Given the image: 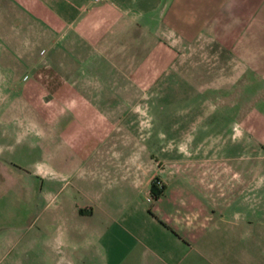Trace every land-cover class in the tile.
<instances>
[{
    "label": "crops",
    "instance_id": "obj_1",
    "mask_svg": "<svg viewBox=\"0 0 264 264\" xmlns=\"http://www.w3.org/2000/svg\"><path fill=\"white\" fill-rule=\"evenodd\" d=\"M169 85L234 112L226 138L151 140L152 102ZM11 90L69 149L65 172L33 169L45 205L65 184L81 197L52 205L63 224L52 264L72 262L71 216L93 224L77 234L100 264H257L264 0H0V94Z\"/></svg>",
    "mask_w": 264,
    "mask_h": 264
},
{
    "label": "rangeland",
    "instance_id": "obj_2",
    "mask_svg": "<svg viewBox=\"0 0 264 264\" xmlns=\"http://www.w3.org/2000/svg\"><path fill=\"white\" fill-rule=\"evenodd\" d=\"M172 86H167L170 89L166 88V93L156 96L152 102L155 107L151 114L157 122L151 128V140L226 138L229 132L227 119L234 112L227 109L213 111L205 102H197L198 96ZM10 92L0 94V264H52L57 254L48 249V238L63 225L57 218L60 209L52 208V205L60 203L65 207L69 202L72 206L81 197L74 187L65 184L56 190L53 201L45 205L46 198L39 189L46 187L47 180L45 176L35 175L33 169L37 163H48L57 172H65L73 166L62 160L69 149L58 142L59 138H45V126L40 125L43 112L30 110L24 96L21 98L12 90ZM251 96L253 91L247 89V97ZM158 131H161V136ZM259 162L264 173V158ZM262 176L264 178V174ZM128 192L116 191L114 197L121 203ZM132 201L133 208L140 202L138 197ZM260 212L263 213L262 209ZM46 215L50 217L48 221L45 220ZM135 217H141V213L136 211ZM85 224L86 227L93 225ZM85 224L72 216L66 224L75 236L68 252L71 264H100L94 254L93 243L87 242L84 246L78 237V228ZM259 263L264 264V239L257 240Z\"/></svg>",
    "mask_w": 264,
    "mask_h": 264
},
{
    "label": "trees",
    "instance_id": "obj_3",
    "mask_svg": "<svg viewBox=\"0 0 264 264\" xmlns=\"http://www.w3.org/2000/svg\"><path fill=\"white\" fill-rule=\"evenodd\" d=\"M163 185L161 184V186H156L155 183L153 182V180L151 179L150 182V192L153 196L158 195L161 190H162Z\"/></svg>",
    "mask_w": 264,
    "mask_h": 264
},
{
    "label": "built area",
    "instance_id": "obj_4",
    "mask_svg": "<svg viewBox=\"0 0 264 264\" xmlns=\"http://www.w3.org/2000/svg\"><path fill=\"white\" fill-rule=\"evenodd\" d=\"M89 1H96V0H89ZM152 180L156 186H161V181L158 178L153 177Z\"/></svg>",
    "mask_w": 264,
    "mask_h": 264
}]
</instances>
